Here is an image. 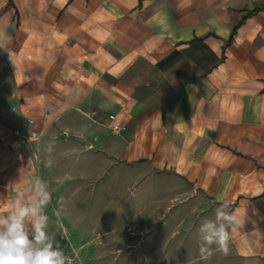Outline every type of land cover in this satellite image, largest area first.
<instances>
[{"label":"crops","instance_id":"crops-1","mask_svg":"<svg viewBox=\"0 0 264 264\" xmlns=\"http://www.w3.org/2000/svg\"><path fill=\"white\" fill-rule=\"evenodd\" d=\"M37 179L49 235L63 184L108 187L130 264H264V0H0V214Z\"/></svg>","mask_w":264,"mask_h":264},{"label":"clouds","instance_id":"clouds-1","mask_svg":"<svg viewBox=\"0 0 264 264\" xmlns=\"http://www.w3.org/2000/svg\"><path fill=\"white\" fill-rule=\"evenodd\" d=\"M52 198L48 185L40 179L28 189H17L8 213L0 214V264H75L47 231L45 209ZM239 223L235 211H229L226 204L215 210L214 219H204L198 228L201 256L208 259L213 245L227 255Z\"/></svg>","mask_w":264,"mask_h":264},{"label":"rangeland","instance_id":"rangeland-1","mask_svg":"<svg viewBox=\"0 0 264 264\" xmlns=\"http://www.w3.org/2000/svg\"><path fill=\"white\" fill-rule=\"evenodd\" d=\"M197 55L199 58L205 55L206 61L213 62L209 52L203 48ZM67 183L57 195L50 236L59 241L66 255L77 258L83 264H130L126 259H130L131 254L124 249L118 250L117 244L110 246L109 243L121 241L120 230L125 222L118 210L122 209V201L111 197L108 187H88L77 193ZM57 212L60 214L57 215ZM114 228H117L115 232ZM109 230L114 235H109Z\"/></svg>","mask_w":264,"mask_h":264},{"label":"built area","instance_id":"built-area-1","mask_svg":"<svg viewBox=\"0 0 264 264\" xmlns=\"http://www.w3.org/2000/svg\"><path fill=\"white\" fill-rule=\"evenodd\" d=\"M109 119L111 121H115L116 117L115 116H110ZM114 131H120L121 130V127L119 125H115L113 127ZM70 256V255H68ZM72 257V256H71ZM73 259L75 260V264H83L82 262H80L77 258L73 257Z\"/></svg>","mask_w":264,"mask_h":264}]
</instances>
